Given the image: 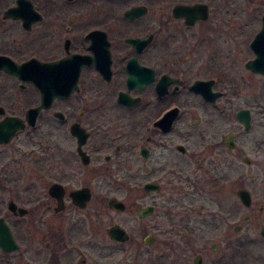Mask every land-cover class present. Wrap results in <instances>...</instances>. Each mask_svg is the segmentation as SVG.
<instances>
[{
  "label": "flooded vegetation",
  "instance_id": "1",
  "mask_svg": "<svg viewBox=\"0 0 264 264\" xmlns=\"http://www.w3.org/2000/svg\"><path fill=\"white\" fill-rule=\"evenodd\" d=\"M260 6L0 0V238L15 247H0V262L264 263L242 225L226 228L264 219L254 198L255 186L264 193V75L247 66ZM242 9L260 23L247 50ZM227 28L248 57L229 47ZM78 190L89 198L75 201ZM153 215L165 240L158 262L148 224L124 222Z\"/></svg>",
  "mask_w": 264,
  "mask_h": 264
},
{
  "label": "rangeland",
  "instance_id": "2",
  "mask_svg": "<svg viewBox=\"0 0 264 264\" xmlns=\"http://www.w3.org/2000/svg\"><path fill=\"white\" fill-rule=\"evenodd\" d=\"M244 5V7H248V9L251 10V7L252 5L250 3H247L246 1H244L241 5V8L242 6ZM243 12V13H242ZM264 12V6H260V13H263ZM248 19H249V15L248 17L246 18V15H245V12L242 10H240V15L239 17L237 18V25H241L243 23H246V21L248 22ZM260 29V23H253V22H248L246 25H244V27L242 28V32H241V38H242V44H243V47L245 50L248 49V43L251 42V40L253 39L254 35H255V29ZM231 29L227 28L226 31H229L228 34L226 33L225 34V38L224 40L228 43H230L229 47L232 48V51L235 52V48H237V51H239V54L238 57H248L246 52L243 50H241V46L237 45L234 43V45L231 43V38L234 36H230V34H233V30L230 31ZM230 33V34H229ZM240 39L239 37L236 39V42L239 43ZM230 51V49H229ZM256 83L262 88L263 85H264V81L259 77H256ZM70 143V141H69ZM71 147V146H69ZM75 160H69V167L68 169H72L76 167V165L78 164L77 162H74ZM78 170V169H77ZM68 188H72V187H75V186H79V175L78 176H75V177H72L71 180L68 182L67 184ZM255 194H254V198L258 201V202H263L264 203V193H262V190L260 188V186H255ZM7 195V196H6ZM121 196H125V194H121ZM8 197V194H5L4 198H7ZM244 215L246 214V211L243 210L242 212ZM121 218L123 217L122 215L120 216ZM264 218V217H263ZM119 217H116V220H118ZM157 220H158V217L156 215H153L152 217L148 218L147 220H144V221H139L136 219V217H131V218H124V222L126 223L127 227L128 228H135L137 226H143L145 223H147L148 225L146 226V232L148 234H153L154 236H156L155 233L152 232V228H153V225L157 223ZM233 221V224L231 223ZM263 221L264 219H259V218H255V219H252V221H250L249 223L245 224L243 221L241 220H236V218H234L233 220L230 219V222H228V225H227V230L228 231H231L232 233V229L229 227L230 225H234L235 223H239L240 225H242L244 227L243 231L240 232V235H243V236H248L249 238H252L253 240L251 241V245L249 246V248H247V250H254V251H263V254L262 256L264 257V240L258 236V230L260 229L261 225L263 224ZM106 226H104L105 228ZM212 238L214 239L215 237L212 236ZM213 239H208L206 240V242H210L212 241ZM139 241H141V239H138ZM164 237H159V236H156L155 240L153 241V243L151 245H148L147 246V250H148V253H149V256L150 258H153L154 261H159L161 258H162V253H164V250L162 248H160L164 242ZM157 258H160V259H156ZM170 259V258H169ZM171 259H173L171 257ZM71 261L67 262V259L66 258H61V262L60 264H76L78 262V259L76 258L75 255H72L71 258H70ZM79 260H80V257H79ZM29 261V264H42L43 261L42 259H38L36 258L34 261H32L30 259V256L27 254V253H24L20 258L18 257H13V258H10L9 259V262L8 264H26V262ZM0 264H6V263H3V262H0ZM157 264V263H155ZM159 264V263H158ZM244 264H264L262 261H259V262H245Z\"/></svg>",
  "mask_w": 264,
  "mask_h": 264
},
{
  "label": "water",
  "instance_id": "3",
  "mask_svg": "<svg viewBox=\"0 0 264 264\" xmlns=\"http://www.w3.org/2000/svg\"><path fill=\"white\" fill-rule=\"evenodd\" d=\"M252 48L255 51L257 57L254 61L250 62L247 66L253 68L254 70H257L259 73L264 75V17H263V28L259 32V34L255 37V40L252 42ZM14 130H11L10 132H13ZM72 134L78 139V147L77 151L79 153V127L73 126L71 129ZM79 194H83L84 200L86 201L89 197L84 193L83 190L74 191L71 193L73 196V199L78 202L79 200ZM239 195L242 196V192L239 193ZM243 195L245 196L246 204L248 203V194L246 191H243ZM243 196V197H244ZM147 212H149V209H147ZM141 215L145 214V211L140 213ZM112 232V230H111ZM261 234L264 236V228L261 230ZM0 247L4 251H12L14 250L13 242L10 240H6L5 238H0Z\"/></svg>",
  "mask_w": 264,
  "mask_h": 264
}]
</instances>
